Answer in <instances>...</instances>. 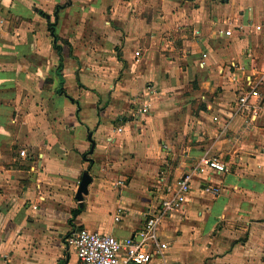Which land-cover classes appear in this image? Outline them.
<instances>
[{"label":"crops","instance_id":"1","mask_svg":"<svg viewBox=\"0 0 264 264\" xmlns=\"http://www.w3.org/2000/svg\"><path fill=\"white\" fill-rule=\"evenodd\" d=\"M203 158L148 264H264V0H0V264L133 237Z\"/></svg>","mask_w":264,"mask_h":264},{"label":"built area","instance_id":"2","mask_svg":"<svg viewBox=\"0 0 264 264\" xmlns=\"http://www.w3.org/2000/svg\"><path fill=\"white\" fill-rule=\"evenodd\" d=\"M219 34L226 37L230 35L223 31H219ZM253 95V91L244 93L238 100V107L245 106ZM146 113L147 106H143L135 114L139 116ZM117 123L122 126L125 119L117 118ZM116 132L121 133L122 128H117ZM204 169L220 174L226 172L224 164L216 158L201 159L196 169L184 173L174 184L163 189L157 204L146 213L143 225L133 237L119 241L110 235L86 230L70 234L66 238V244L75 255L77 264H148L153 256L161 255L167 245L159 242L158 228L172 210L185 203L192 175L199 174ZM115 185L121 187L123 183L118 181Z\"/></svg>","mask_w":264,"mask_h":264},{"label":"water","instance_id":"3","mask_svg":"<svg viewBox=\"0 0 264 264\" xmlns=\"http://www.w3.org/2000/svg\"><path fill=\"white\" fill-rule=\"evenodd\" d=\"M84 192V188L83 189H81V193H83Z\"/></svg>","mask_w":264,"mask_h":264}]
</instances>
